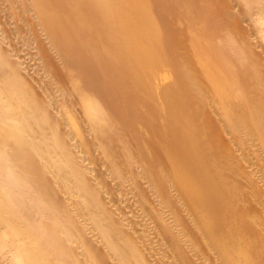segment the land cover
Instances as JSON below:
<instances>
[{
    "label": "rangeland",
    "instance_id": "374dc122",
    "mask_svg": "<svg viewBox=\"0 0 264 264\" xmlns=\"http://www.w3.org/2000/svg\"><path fill=\"white\" fill-rule=\"evenodd\" d=\"M149 2L162 34L158 43L173 58L153 78L154 97L124 69L90 65L91 45L106 46L116 59L111 35L69 41L44 19V13L63 14L77 24L66 0H0V85L16 87L1 103L17 105L9 113L23 117L16 128L24 135L18 149L0 131V147L9 153L1 161L0 189L23 197L11 212L25 217L53 256L65 245V259L78 264H95L94 258L99 264H233L228 259L235 252L226 256L222 246L241 235L264 245V0ZM139 39L150 42L152 35ZM197 39L221 48L243 80L236 85L240 96L205 88L212 81L195 56ZM182 93L189 95L180 116L194 114L192 126L210 130L192 141L203 145L199 153L220 186L208 197V222L190 207L192 194L180 191L165 149L175 143L166 129L168 96ZM93 97L99 106L90 109L85 103ZM238 107L256 117L252 134L235 128ZM91 192L99 198L86 196ZM9 212H1L0 264H37L32 244L21 238L27 229L7 225ZM67 220L78 239L63 242ZM130 250L143 258L134 260Z\"/></svg>",
    "mask_w": 264,
    "mask_h": 264
},
{
    "label": "bare ground",
    "instance_id": "6f19581e",
    "mask_svg": "<svg viewBox=\"0 0 264 264\" xmlns=\"http://www.w3.org/2000/svg\"><path fill=\"white\" fill-rule=\"evenodd\" d=\"M45 1L46 0H39V3L43 4ZM66 1L71 4L69 15L77 20V24L70 25L67 17L63 14L50 17L47 13H44V19L56 22L57 30L61 33H67L69 41L78 42L85 36L95 38L100 33L111 35L109 43L117 45L118 52L114 57H116L118 61L109 56L106 46L98 47L96 45H91V48L95 50V57L90 62L88 61L91 63L90 65L97 67V69H108L109 66L117 70L124 69L129 75L137 79L140 87L145 93L150 95V97H154L155 86L153 78L159 72L161 63L173 58L167 48L158 43L162 34L157 25L153 7L149 0ZM144 33H150L152 35V40L150 42L140 41L139 37ZM77 48L82 49V46H78ZM194 53L201 61L204 70L212 81V86L206 85L205 88L213 87L215 93L225 98L234 99L240 96L241 92L236 89V85L243 80H241V78L235 74L234 70L230 68L229 59L221 55V48L211 41L202 43L200 39H197ZM104 60L106 61L104 62ZM15 91L16 87L13 84L0 85V131L1 129L6 130L4 133L6 139L13 140L15 148L19 149L24 135L20 129L16 128V123L22 116H13L10 114L12 109L17 105H8L5 107L1 103L5 96L13 95ZM188 95V93H182L180 95L168 96V100L171 102L172 107L168 115L169 118L166 129L168 132L172 133L175 143L165 149L166 151L168 150L170 155V167L172 168L173 176L180 181L178 184L180 191L192 194L189 203L190 207L195 210H200L202 212L200 215L208 222L211 217V214L207 212L210 206L208 197L214 190L219 191L220 186L212 183L211 180L214 175V170L205 164L206 156L204 153H199V151L203 149V145L192 144L194 139L206 136L210 133V130L192 126L191 121L194 118V114L187 113L182 117L180 116V112L187 105ZM99 101L100 100L94 97L87 98L85 106L90 109H95L99 106ZM232 113L235 118V128L240 131L244 130L248 134L254 132L256 117L252 114L253 112L251 113L244 109H239L238 107L232 110ZM161 132V136H163L165 132ZM60 143L57 145H60ZM33 146L36 150L37 145ZM207 151L209 154L211 153L210 148H208ZM8 154L9 153L0 147V169L2 166L1 161H3ZM7 183L9 184V182ZM6 189H0V218H2L1 212L9 210L11 214L5 218L7 225L14 231L15 227L23 224L27 231L23 233L22 236L19 235L32 244V253L35 254L38 259L37 264H78L76 260L65 259L67 246L64 245L61 247L60 250L54 253V256L42 246L41 243L44 238L39 236L37 232L29 230L31 229L30 224L24 219L25 217L23 218L19 214L15 215V213L11 212L19 202L23 201V197H17L5 191ZM86 196L93 200L99 198L97 194L92 192ZM123 196H125V193L119 195V197ZM49 209L48 211L50 212L55 211L53 207H49ZM10 237L15 238L16 236L14 234ZM254 238L241 235L232 244L222 246L221 250L226 256L229 252H235V254L228 259V262L233 264L235 262L238 264H255V260L259 254H264V245L257 246ZM60 239H62L63 242L66 240L78 239V233L75 231L73 221L67 220L62 224ZM131 245L132 242H130V246ZM127 255L137 261L143 258V255L131 250L127 252ZM94 262L95 264H99L97 258H94ZM259 262L260 264H264V256Z\"/></svg>",
    "mask_w": 264,
    "mask_h": 264
}]
</instances>
